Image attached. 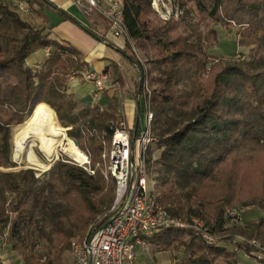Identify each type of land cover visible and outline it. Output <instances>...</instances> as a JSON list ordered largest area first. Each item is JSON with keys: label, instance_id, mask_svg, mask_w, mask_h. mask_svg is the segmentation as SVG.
I'll return each mask as SVG.
<instances>
[{"label": "trees", "instance_id": "1", "mask_svg": "<svg viewBox=\"0 0 264 264\" xmlns=\"http://www.w3.org/2000/svg\"><path fill=\"white\" fill-rule=\"evenodd\" d=\"M24 1L30 13L43 17V9L51 8L77 23L46 0ZM122 2L124 49L110 44L106 34L83 29L135 68L139 114L141 109L153 114L154 142L146 156L155 145L159 155L152 166L157 172L158 204L174 219L199 220L205 219L211 204H218L215 200L235 206L230 197L207 196L203 191L219 182L225 167L264 156V0H178L181 7L192 4L216 24L238 27L237 45L250 48L248 59L216 62L188 40L180 21H161L151 0ZM132 44L145 52L146 64L136 57ZM39 50H47L48 56L33 71L26 60ZM112 68L113 80L122 83L123 73L117 65ZM88 70L75 47L52 38L51 28H36L21 19L15 5L0 0V241L6 233L10 251L22 264H63L71 242L83 239L95 221L103 226L113 214L115 180L102 165V142H110L121 106L112 95L105 109L86 105L76 112L78 101L66 94L65 85ZM183 80L192 87L181 89ZM39 104L55 113L57 127L66 130L94 174L62 158L41 175L32 169L14 170L12 128L24 123ZM136 121L135 114L133 135ZM146 164L150 166V159ZM252 204L264 214L262 198ZM219 209L212 211V224H204L209 239L196 229L169 227L157 230L146 242L157 250H181L182 264H216L220 258H232L224 244L250 255L256 249L237 238H264V216L256 223L223 229L228 222ZM221 232L225 236L216 239Z\"/></svg>", "mask_w": 264, "mask_h": 264}, {"label": "rangeland", "instance_id": "2", "mask_svg": "<svg viewBox=\"0 0 264 264\" xmlns=\"http://www.w3.org/2000/svg\"><path fill=\"white\" fill-rule=\"evenodd\" d=\"M164 1L168 9L177 13V18L174 20H178L181 22V30L187 35L188 40L191 43H194L195 45H197L200 48V50L206 56H208V58L211 61H213L214 59H219V58H223V59L239 58L240 60L248 59L250 55V48H241L237 45V39H238L237 33H236L238 30L237 26L216 24L215 22L209 20L203 13H200L198 10H196V8L192 4H188L185 7H181L178 0H164ZM75 11L73 10L72 12L75 13ZM41 15L44 17V19H46L45 21L46 24H49L51 26L60 23L62 19V17H60L59 14L51 8L43 9V11L41 12ZM154 16L150 15L148 16V18L154 19ZM20 18L27 21L28 23H30L36 28H41L44 25V22L40 19V14H36L33 12L20 13ZM81 20L83 24L87 25V24H90L91 20L97 22L98 19L93 18L90 20L89 18L82 16ZM120 39H123V38H120ZM133 45L136 51L134 52L136 57L139 59V61L146 64L147 61H146L145 52L141 51L136 44H133ZM46 59L47 57L45 56V51L39 50L27 59L26 64L30 67V69L35 71L37 69H40V66L43 65ZM214 62H216V60H214ZM97 64H98L97 61L92 60L90 67L94 71H96L100 67ZM112 69L113 68H111V71L109 72L110 76H109L106 86H109L112 84L119 85L120 90L113 97L119 102V105L121 106L120 113L121 115H124L125 117V114H124L125 110L126 109L132 110L133 104L135 103L134 81L136 80V71H135V68L131 67L129 64H124V63L121 64V67L119 70L121 73H123L124 77L122 79V83L119 84L113 80ZM85 72L87 71L79 72L72 77V78H75L74 87L76 88V92H77V98H76V100L78 101L77 108H76L77 113L82 108H84L86 105L90 104L91 99H92L91 94L95 91V88L92 84L87 83L83 80V74ZM96 72H99V71H96ZM70 80L71 78L68 79L65 85L66 94L70 97H75L69 89ZM179 87L181 89L183 88L188 89L192 87V85L190 84V81L183 80L179 84ZM103 91H104V95H103L104 97L102 96V99L100 101L95 102L96 105H94L95 103L93 104L91 103L92 107L99 106L102 109H105L106 105L108 104V99L110 95L112 96L113 94L105 89ZM131 115L128 116L129 126H132V116ZM144 115H145V112L143 111V109H141V112L138 116L139 126H142L144 124ZM31 116L21 125L14 126L12 128L13 153H14V148H15V138L14 137L22 130L24 125L27 124ZM118 122L119 120H117L116 124ZM66 137L69 140L67 132H66ZM71 143L73 144V142ZM102 146L104 148L102 156H101V159L103 160L102 165L107 167V157H103V155L106 152H108L109 143L106 141H103ZM26 150H27V153L28 152L31 153L34 163L27 162V157H26L27 153H26L24 157L22 158L23 160H21L20 163L17 165V168L35 169L36 170L35 172L37 173V175H41L45 173L43 172V169L45 166H48L50 164V161L40 151L37 141H35L34 139H30L26 145ZM151 150H152L151 156L149 157L148 153L146 156V160L150 159V164H149L150 166L149 167L147 166V176L149 180L155 181L157 172L155 170L156 167L152 166V163L158 158L159 151L155 148V145L151 146ZM57 158L66 159V160L75 162L78 165H80L81 163L80 156L74 151H70L67 153L59 152ZM49 168H50V165H49ZM221 172H222L221 173L222 178H219V182L209 185L203 191V193L207 196H210L212 194L216 195V197L224 196L223 197L224 199H227L228 197H230L234 201L233 205L235 206H230L229 204L223 203L225 202V200H222L221 198V199H218L221 202H217V200H215L216 201L215 203H218V204H211V206L208 207L209 213L203 220H199L195 217H191L190 219H187L184 217L178 218V219L185 221L188 224H191L192 220H195L203 224L207 222L209 225H211L213 222L212 211H218L217 210L218 207H221V210L219 209V212H221V218L223 221L226 217H228L231 214L230 213L231 211L239 212V216L241 220L237 221L236 223H232L234 225L235 224L243 225V224H248L252 222L256 223L257 221H259L260 217L264 216V214L261 213L260 209L256 205L252 204L253 201H257L259 200V198L260 199L262 198L264 200V190H263L264 188L263 186L264 185V156L256 155L250 161H243V163H240L237 166L229 165L228 167H225L223 171ZM229 178H231V181L227 182ZM232 224L228 223L227 225L223 223V226H224L223 229H226L227 227H229V225H232ZM87 232L85 233V236ZM224 236L225 234L221 232L220 234L216 236V239H222ZM237 240L244 241L247 244H250L256 250L252 252L250 255H245L242 252H238L234 247L228 244H224L228 248L229 252H231V254L234 256L232 258L229 256V258L225 260L220 258L218 259L216 264H227L232 261L234 262L235 260H237V264H264V238L263 237L259 240H251V241H248L247 239H243V238H237ZM0 243H1L0 244V257L8 256L11 258H16V254L10 251L9 240H8V236L6 233L4 235V240L0 241ZM39 249L43 250L42 244H40ZM180 251L181 250H175L174 253L171 254L172 259H174V264H182V254ZM70 256H71L70 251L66 252L63 256V260L69 258Z\"/></svg>", "mask_w": 264, "mask_h": 264}, {"label": "built area", "instance_id": "3", "mask_svg": "<svg viewBox=\"0 0 264 264\" xmlns=\"http://www.w3.org/2000/svg\"><path fill=\"white\" fill-rule=\"evenodd\" d=\"M2 1L12 3L20 13H30L24 0ZM73 1L83 16L99 18L106 25V36L114 39L126 36L122 0ZM151 7L162 21L177 18V13L168 9L164 0H151ZM132 49L136 52L133 44ZM45 56H48L47 50ZM109 76L108 72L87 71L83 74V80L95 88L92 95L95 102L101 99L104 89L113 95L119 92L118 84L106 86ZM138 116L136 109L134 135L124 115L113 130L108 152L103 155L107 157V172L115 180V200L111 207L113 214L106 224L98 227L100 220L95 221L83 239L71 242L72 264H135V247L146 248V239L161 228H192L201 231L205 238H210L208 228L203 223L192 220L188 224L174 219L158 204L156 182L148 179L146 164L147 148L154 142L151 135L153 114L145 111L142 126H139ZM80 166L89 174H94L88 159ZM230 213L224 219L226 223L239 221L238 211Z\"/></svg>", "mask_w": 264, "mask_h": 264}, {"label": "crops", "instance_id": "4", "mask_svg": "<svg viewBox=\"0 0 264 264\" xmlns=\"http://www.w3.org/2000/svg\"><path fill=\"white\" fill-rule=\"evenodd\" d=\"M46 1L54 4L58 10L70 16L77 23L80 24L79 26L77 23L64 17L61 13H59L56 10L55 11L59 14V16L62 17L60 23L58 24L51 26L49 24H46L45 22L46 19L43 20L42 17H40V19L44 22L43 26L51 28L52 38L69 43L83 55L85 61L88 63L89 71H94L90 67L92 60L98 62L97 65L100 67L96 71L99 72H103L105 69H107L109 73L113 65H117L118 68L120 69L121 64L123 63L127 64L125 61H123L121 55L116 50H114L110 46H107L105 43L101 42L100 40L95 39L90 34L84 31L83 27H87L92 31L98 33L99 35H105L106 25L99 18H97L98 19L97 22L90 19L91 20L90 24L86 25L81 22L83 14L80 13L79 9L75 6L73 0H46ZM73 10L75 11V13L72 12ZM106 39L110 44L114 45L116 48L120 50L124 49L125 38L114 39L110 36L109 37L107 36ZM74 81L75 78H71V80L69 81V89L71 93L75 96V98H77V92H76V88L74 87L75 86ZM92 95L93 93L91 94V96ZM103 95L104 92L101 93V99ZM91 103L92 104L95 103L93 98L91 99V102L88 105H92ZM94 105H96V103ZM135 113H136V102L133 104L132 110L130 109L125 110L124 114L128 125H129L128 116L130 115L132 116V124H133ZM135 253H136L135 264H174V259H172L171 257V254H173L174 251L157 250L155 249V247H153L148 243L146 248L135 247ZM0 258H1L0 264H22L21 260L18 257L11 258L8 256H4ZM63 264H72V257L70 256L69 258L63 260Z\"/></svg>", "mask_w": 264, "mask_h": 264}, {"label": "bare ground", "instance_id": "5", "mask_svg": "<svg viewBox=\"0 0 264 264\" xmlns=\"http://www.w3.org/2000/svg\"><path fill=\"white\" fill-rule=\"evenodd\" d=\"M15 148L13 156L20 162L27 153L26 145L30 139L37 141L40 151L51 162L59 152H76L80 156V165L87 163L86 156L79 151L66 137V132L56 125L55 113L45 104L36 106L31 118L22 130L14 137ZM30 145V144H29ZM27 162L34 160L30 152L27 153ZM34 163V162H33ZM49 165L43 172L48 171Z\"/></svg>", "mask_w": 264, "mask_h": 264}, {"label": "water", "instance_id": "6", "mask_svg": "<svg viewBox=\"0 0 264 264\" xmlns=\"http://www.w3.org/2000/svg\"><path fill=\"white\" fill-rule=\"evenodd\" d=\"M136 109H137V112H139V104H138V101L136 102ZM137 120V119H136ZM137 122V121H136ZM55 160H58V158H57V156L53 159V160H51V162H50V166L55 162ZM12 162L17 166L20 162H18L15 158H14V156H13V158H12ZM18 169H21V168H16V169H14V170H18ZM30 169V168H29ZM32 170H34V171H36L35 169H32ZM133 173H132V179H133Z\"/></svg>", "mask_w": 264, "mask_h": 264}]
</instances>
